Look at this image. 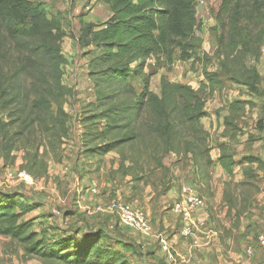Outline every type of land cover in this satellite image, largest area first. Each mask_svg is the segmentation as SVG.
<instances>
[{
  "label": "rangeland",
  "instance_id": "rangeland-1",
  "mask_svg": "<svg viewBox=\"0 0 264 264\" xmlns=\"http://www.w3.org/2000/svg\"><path fill=\"white\" fill-rule=\"evenodd\" d=\"M31 1L43 6L49 18L64 26L67 33L62 41L66 61L60 67V85L50 90L48 96L52 101L49 115L56 116V125L52 130L41 124L35 125L21 130L20 135H17L20 132L17 130L19 122L10 125L6 130L10 150H0V193H16L17 197L30 204L33 209L25 218L34 221L33 229L48 234L50 240H56L58 236L65 235V228L76 222V217L68 218L65 212L76 201L79 178H86L89 191L95 188V194H98L99 189L103 192L105 184L123 180L128 175L130 181L138 184V195L143 197V201L151 203L146 195L148 192L155 193L156 204L152 208L156 209V214H161L163 219L166 216L169 222L180 228L182 222L172 211L174 199L166 194L168 184L173 176H186L188 180L198 174L206 188V195H203L206 210L210 213L207 224H214L217 231L216 248L209 264H245L244 260L248 261L246 264H264V247L259 244V236L264 233V35L260 41L259 57L246 56L247 65L255 66L261 76L260 89L252 91L248 86L235 82L229 71H222L223 56L217 43L220 1L196 0L198 26L194 57L182 60L177 53L170 63L163 60L157 63L153 57L147 61L145 71L151 73L149 85L155 93L161 91L162 76L171 82L188 84L197 89L204 81L205 70L221 72L224 87L206 96L207 116L201 122L207 138L201 142L197 140L203 152H186L184 148L171 152L150 139L145 141L147 147L144 148L141 139L137 138L112 153H94L87 151L86 146L93 148L103 141H94L91 137L95 132H101L105 121L94 120L90 116L99 114L116 100L97 101L92 79L88 78L86 71H82L86 68L85 61L91 59L96 48L93 45L80 47L78 30L86 24L87 12L94 14L97 23L107 21L112 14L110 7L103 0ZM16 57V54L12 55V64H15ZM134 85L138 91L141 90L142 80L135 79ZM236 100L247 104L235 113L234 124L226 130L225 118L230 115V104ZM0 118L7 120V110L1 107ZM120 130H128L121 135L129 132V129ZM176 137V145L179 141L183 142L180 134ZM0 138L3 139L2 136ZM189 138L193 140V137ZM222 145L237 162L231 175L217 161ZM77 156L82 160L75 167ZM246 157L259 160L249 167L254 175H244L243 167L248 165L244 162ZM20 171L29 173L33 184L8 177L11 172L18 178ZM135 199L126 200L147 212L146 204ZM115 222L120 223L116 216ZM93 227L88 226L89 229ZM81 235L84 236L83 233ZM181 237L188 240L192 236ZM107 242L102 239L99 244L105 246ZM249 246L254 248L251 258L246 252ZM121 249L130 257L129 264L132 261L135 264H150L147 257L141 258L143 252ZM238 256H242L243 260ZM0 264L68 263L30 256L20 242L0 234Z\"/></svg>",
  "mask_w": 264,
  "mask_h": 264
},
{
  "label": "trees",
  "instance_id": "trees-1",
  "mask_svg": "<svg viewBox=\"0 0 264 264\" xmlns=\"http://www.w3.org/2000/svg\"><path fill=\"white\" fill-rule=\"evenodd\" d=\"M103 1L110 7L111 16L103 23L82 25L78 44L96 48L86 74L92 79L97 101L109 99L116 103L90 116L105 121L101 132L91 137L103 141L93 148L87 145L86 150L107 154L140 138L144 148L150 139L171 152L183 148L186 152H203L199 142L207 138L201 122L207 116L206 96L224 87L221 72L205 70L204 81L197 89L162 76L157 94L150 89L151 73L145 71L147 61L153 57L157 63H170L177 53L182 60L194 57L196 0ZM219 1L217 43L223 56L222 71H229L235 82L258 91L261 76L255 66L247 65L246 56L259 57L264 0ZM65 36L63 27L49 18L43 6L31 0H0V107L7 110V120L0 118L3 152L10 150L6 130L12 123L19 122L17 135L35 125L47 126V130L55 127L56 116L49 115L52 101L48 96L60 85V67L66 61L62 52ZM13 54L17 56L15 64ZM137 78L142 80L139 91L134 85ZM246 104L241 100L230 104L226 130L234 124L235 113ZM120 129L129 132L121 135L128 130ZM177 134L183 142L176 145ZM221 150L217 161L231 175L237 162L223 145ZM258 161L255 157L244 158L248 163L243 167L245 176L254 175L249 167ZM16 195L0 193V234L20 242L26 254L56 263L129 264L130 257L121 247L132 249L131 244L101 227H70L64 236L50 240L48 234L33 229L34 221L25 218L33 207ZM65 215L68 217V212ZM102 239L108 241L105 246L99 244Z\"/></svg>",
  "mask_w": 264,
  "mask_h": 264
},
{
  "label": "crops",
  "instance_id": "crops-1",
  "mask_svg": "<svg viewBox=\"0 0 264 264\" xmlns=\"http://www.w3.org/2000/svg\"><path fill=\"white\" fill-rule=\"evenodd\" d=\"M87 13L86 14L89 15V17L88 20H84L85 21L84 23H90V22L97 23L95 21L94 14L89 12ZM62 27L64 28V26ZM79 31L80 28L78 32ZM85 62H86V68L83 69L82 71L88 70L89 60L87 59ZM78 69L79 67H77V70ZM156 93L160 94V92H156ZM80 160L82 159L78 158L77 156L75 167H77V165L80 164ZM91 161L92 160L90 159L89 162L91 163ZM86 175L89 177V173H87ZM186 178H187L186 176H182V175L179 178L178 176L176 177L173 176L170 180V183L168 184V191L166 194L168 195L169 193L170 198L174 199V203L182 197L183 187L186 184H193L195 186L198 185L201 194L206 195L204 180H202V178L198 174H194L193 176H190L188 180ZM130 180L131 177L126 175V177H124L123 180L121 179L114 180L109 182L108 184H105L104 185L105 188L103 192L101 193V190L99 189L98 194H95V192H93V189L89 191L88 187L86 186L87 185L86 178L84 179L79 178L77 180L78 185L75 190L76 201L73 206H70V208H67L66 210V212H68V218L71 216L76 217L75 220L76 222L73 226L74 227L81 226L86 229L88 228L89 225L94 226L93 228L101 227L104 228V230H106V232H108L112 236H116V237L121 236L123 239H128L124 241L131 244L133 250L136 249L137 251L143 252L144 254L141 258L147 257L150 264H209L211 263L210 256L214 253L216 248L217 231L214 224H211V222L207 224V221L209 220L210 217V213L207 212L206 206L199 212L200 215L199 218L205 220V223L197 226L196 231L192 235L191 239L188 240L183 239L181 237L183 223H181L182 227L177 228V225L175 223L169 222L166 216L163 219L161 214L157 215L156 209L152 208L153 205L156 204V200L154 199L155 193L148 192L147 193L148 195H146L148 197L147 200L149 199V202L151 203L144 202L143 197L140 194L138 195V191H137L138 184ZM116 197H121L125 200L136 198L135 200L138 203L144 202L146 204L148 208L147 212L150 216L151 225H152V232L150 235H143L141 233L135 232L127 228L122 223L115 222V215L98 213L95 210L98 204L106 203ZM172 211L174 215H176L181 220V217L174 212L173 208ZM88 222H90L91 224H89ZM73 226H68L67 228ZM165 242L168 244V246L171 247V251L173 254L172 257L169 256L168 252L163 247ZM252 256L249 257L251 258ZM237 258L243 260L242 256H238ZM247 262L248 261L244 260L245 264Z\"/></svg>",
  "mask_w": 264,
  "mask_h": 264
},
{
  "label": "built area",
  "instance_id": "built-area-1",
  "mask_svg": "<svg viewBox=\"0 0 264 264\" xmlns=\"http://www.w3.org/2000/svg\"><path fill=\"white\" fill-rule=\"evenodd\" d=\"M17 175L18 178H15L14 174L10 172L8 177L33 184V177L29 173L20 171ZM93 192H97L95 188H93ZM205 206L206 200L201 194L198 185L186 184L183 187L182 197L173 206L174 212L181 217L183 223L181 234L183 236H192L197 226L205 223V220L199 218V212ZM95 210L98 213L115 215L124 226L143 235H150L152 232L149 214L121 197L113 198L106 203H100L96 206ZM56 213L60 215V212ZM259 244L264 247V233L259 236ZM163 247L169 256L172 257L171 247L166 242ZM246 252L248 256H252L254 254V248L249 246Z\"/></svg>",
  "mask_w": 264,
  "mask_h": 264
}]
</instances>
